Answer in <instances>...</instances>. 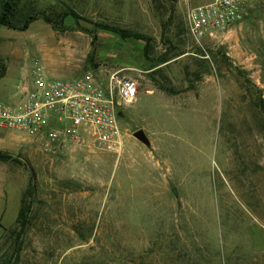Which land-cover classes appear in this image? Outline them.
<instances>
[{"label": "rangeland", "instance_id": "1", "mask_svg": "<svg viewBox=\"0 0 264 264\" xmlns=\"http://www.w3.org/2000/svg\"><path fill=\"white\" fill-rule=\"evenodd\" d=\"M209 1L27 0L53 17L72 9L78 22L0 26L3 102L14 104L23 72L33 79L34 60L55 78L119 71L138 83L118 116L119 153L48 152L0 127V148L23 162H0V264H264V0H249L228 33L197 42L187 8ZM94 22L151 37V53ZM139 128L149 146L132 135ZM31 177L30 223L11 259Z\"/></svg>", "mask_w": 264, "mask_h": 264}, {"label": "built area", "instance_id": "2", "mask_svg": "<svg viewBox=\"0 0 264 264\" xmlns=\"http://www.w3.org/2000/svg\"><path fill=\"white\" fill-rule=\"evenodd\" d=\"M249 0H210L189 6L186 29L197 42L228 33L247 14ZM32 85L17 104L0 100V127L25 131L48 152L89 150L119 153L120 109L136 98V79L111 72L105 79L92 71L71 78L49 76L34 60Z\"/></svg>", "mask_w": 264, "mask_h": 264}, {"label": "trees", "instance_id": "3", "mask_svg": "<svg viewBox=\"0 0 264 264\" xmlns=\"http://www.w3.org/2000/svg\"><path fill=\"white\" fill-rule=\"evenodd\" d=\"M72 15L73 19L78 22L79 15L73 11L72 9L64 10L60 13H57L54 17L48 13L39 12L35 10L31 5L28 6L27 0H0V26H6L8 28L14 30H26L31 22L42 18L46 22L52 24L54 28L59 29L60 25L63 24V21L66 16ZM95 29H100L102 31H108L115 34L122 40H139L143 43L142 53L145 56H149L151 53L152 41L153 39L143 33H140L134 29L128 27H122L114 24H110L107 22H94ZM83 31L90 33L91 36L96 38L94 31L82 27ZM92 56V52L89 55ZM89 57V59H90ZM169 59V56L166 54H162L158 61L159 63L165 62ZM93 69V68H92ZM5 72L4 65H0V77L3 76ZM12 159L17 163L23 164L22 160L5 150H0V160ZM27 167L26 163H24ZM34 183L33 177L30 178L28 185L24 192L21 195L20 207L15 219V226L11 230V232H15L16 236V247L11 255V259H14L17 255V251H19V243L27 229L30 221L32 200L31 197L33 195Z\"/></svg>", "mask_w": 264, "mask_h": 264}, {"label": "crops", "instance_id": "4", "mask_svg": "<svg viewBox=\"0 0 264 264\" xmlns=\"http://www.w3.org/2000/svg\"><path fill=\"white\" fill-rule=\"evenodd\" d=\"M27 73H28V70L27 71H25V72H23L22 73V76H19L18 77V80L20 81V82H22V83H24L23 84V86L21 87V88H19L18 90H17V94L16 95H14V99H13V103H14V105L15 104H17L19 101H20V99H21V97H22V92H23V90H24V87L25 86H31L32 85V80H30V79H27ZM0 150H5V151H8V150H6V149H3V148H0ZM10 153H12V152H10ZM0 162H3V163H7V164H11L12 162H13V160L12 159H6V160H0ZM11 167V166H10ZM10 167H9V169H10ZM5 168L4 167H0V171H3ZM7 170V169H6ZM4 181H5V176L0 172V189H1V191H0V195L1 194H3V188H1V186H3L4 187V184H2V183H4Z\"/></svg>", "mask_w": 264, "mask_h": 264}, {"label": "water", "instance_id": "5", "mask_svg": "<svg viewBox=\"0 0 264 264\" xmlns=\"http://www.w3.org/2000/svg\"><path fill=\"white\" fill-rule=\"evenodd\" d=\"M132 135L138 139L139 141H141L142 143H144L145 145L149 146L150 145V140L146 134V132L144 131V129L139 128L137 130H135ZM173 193L176 195V189L173 188L172 189Z\"/></svg>", "mask_w": 264, "mask_h": 264}]
</instances>
